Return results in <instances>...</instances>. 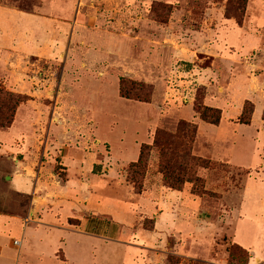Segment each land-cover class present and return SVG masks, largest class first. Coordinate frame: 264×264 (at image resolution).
<instances>
[{
  "label": "rangeland",
  "instance_id": "obj_1",
  "mask_svg": "<svg viewBox=\"0 0 264 264\" xmlns=\"http://www.w3.org/2000/svg\"><path fill=\"white\" fill-rule=\"evenodd\" d=\"M0 91L26 97L9 133L33 143L23 173H68L66 188L79 191L81 170L103 234L125 243L76 234L63 212L35 224L31 196L9 190L0 156V264H113L120 247L135 264L145 243L131 230L137 214V228H154L145 193L154 184L174 191L153 135L181 122L196 125L191 155L207 168L176 173L201 180L176 191L182 221L165 241L166 264H238L234 246L247 264H264V0H0ZM7 101L5 110L15 98ZM197 106L220 111L219 124ZM32 125L36 134L25 135ZM143 144L151 147L138 167Z\"/></svg>",
  "mask_w": 264,
  "mask_h": 264
},
{
  "label": "crops",
  "instance_id": "obj_2",
  "mask_svg": "<svg viewBox=\"0 0 264 264\" xmlns=\"http://www.w3.org/2000/svg\"><path fill=\"white\" fill-rule=\"evenodd\" d=\"M17 120L18 113L15 122ZM14 124L8 131L0 132V144H3L2 146L0 145V156H3V161L6 160L9 162L10 168L7 167V169H10V176H6V179H9L10 181L7 183L9 190L18 194H25V196H31V202L29 204L30 211L28 215L32 216L33 220L35 219V224L43 226H47L48 224L51 225V223H55L57 220L55 213L57 211L63 212L67 217L66 220L70 229H76V234L125 245V243L119 242V240L114 238L115 234L110 238L105 237V234H103L104 223L102 220L98 219V203L93 200V195L88 197L89 195L85 191V188H87L86 184L79 180L81 177L78 178V176L82 175L81 170L74 175V178H76L80 184L77 186L79 191H71V187L66 188V184L70 178L68 173L67 176L61 180L57 178V176H52V178H50L43 174V177L38 175L35 179H32L28 176L30 175L29 170H27V175L23 173V170L26 169V167L24 168L26 162L24 161L25 157L28 161L33 162L34 146L32 145L33 143L29 142L27 144L17 143L18 139L23 138L22 132H20L17 137L9 135L11 130H13ZM27 130L28 132L25 135H33V133L35 135L38 129L32 125L30 129ZM4 133L8 135L7 137L11 136L8 142H4L1 138ZM21 156L24 158L18 159ZM11 160H16L18 163L15 173L13 171ZM40 172H43V168ZM87 179L88 177L86 180ZM72 189H74V187ZM36 192H38V195ZM145 197L150 199L151 206H154V209H149V211L144 209V215L150 217V219L154 221V228L152 232L146 233L145 230L143 231V229H140L139 227L137 228L135 226L139 216L137 214L135 225H133L131 230L133 233L138 234L140 238L144 236L145 243L140 247L144 250V253L135 256L133 261L135 264H138L139 261H141V264H166L165 254H163L162 251L165 249V241H167V238L174 233V226L182 221L180 217L182 214L181 211L183 210V207L180 206V204H182V192L169 191L158 184H154L152 188L145 193ZM16 213L17 215L19 214V212ZM88 217H90V219H88ZM20 219L22 220V217H20ZM262 221L264 223V220ZM134 227H136V229ZM144 233L146 235H144ZM257 239L258 237L256 240ZM239 244L242 245L241 243ZM243 247L253 249L251 246ZM119 250L122 252L120 254V259L115 262L112 258L111 260L113 261V264H126V256L122 251V247H120ZM63 255L67 256L66 253H63Z\"/></svg>",
  "mask_w": 264,
  "mask_h": 264
},
{
  "label": "trees",
  "instance_id": "obj_3",
  "mask_svg": "<svg viewBox=\"0 0 264 264\" xmlns=\"http://www.w3.org/2000/svg\"><path fill=\"white\" fill-rule=\"evenodd\" d=\"M246 3V0H239L240 8H243V5ZM7 95L11 99V97L15 98L12 106H9L7 110H5V106H8L7 103ZM26 97L21 96H13L9 94H4L0 91V129L10 128L13 124V117L15 114V109L17 106L25 100ZM13 99V98H12ZM15 103V104H14ZM4 112V114H3ZM196 113L199 118L203 121H206L210 125H218L221 119L220 111L216 109H210L207 107L197 106ZM244 113V112H243ZM209 114H211L209 116ZM264 117V113H263ZM197 132V127L194 124H187L181 122L178 124L177 129L174 134H167L164 132L156 131L153 135L152 146L158 148L159 151V168L163 173V169L165 168V176L169 174L172 176V181L166 182V187L172 189L174 191H181L182 187L186 183H199L200 178L195 176V174H190L186 179L180 178L178 173H181L183 170L190 172V167H198V168H207V163L202 161L199 158H195L191 155V144L193 143ZM151 147V145L143 144L139 150V157L137 162L133 165L138 167H144L146 165L145 152ZM173 158L175 160H173ZM170 159H172L178 167V170L172 168L170 163ZM172 169V170H171ZM171 170V172H170ZM177 173V174H176ZM164 174V173H163ZM153 224V223H152ZM248 253L240 247L234 246L230 249V258L238 259V264H247L248 263Z\"/></svg>",
  "mask_w": 264,
  "mask_h": 264
},
{
  "label": "built area",
  "instance_id": "obj_4",
  "mask_svg": "<svg viewBox=\"0 0 264 264\" xmlns=\"http://www.w3.org/2000/svg\"><path fill=\"white\" fill-rule=\"evenodd\" d=\"M14 244L17 245V246H20V242H18V241L15 242Z\"/></svg>",
  "mask_w": 264,
  "mask_h": 264
}]
</instances>
